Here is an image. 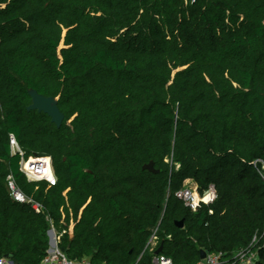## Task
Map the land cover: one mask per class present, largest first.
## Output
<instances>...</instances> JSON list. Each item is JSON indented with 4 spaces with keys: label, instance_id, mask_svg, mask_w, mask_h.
I'll return each mask as SVG.
<instances>
[{
    "label": "trees",
    "instance_id": "obj_1",
    "mask_svg": "<svg viewBox=\"0 0 264 264\" xmlns=\"http://www.w3.org/2000/svg\"><path fill=\"white\" fill-rule=\"evenodd\" d=\"M10 133L54 185L27 180ZM186 179L215 200L190 210ZM51 225L92 264L148 263L155 227L174 264H264V0H0V256L38 264Z\"/></svg>",
    "mask_w": 264,
    "mask_h": 264
},
{
    "label": "built area",
    "instance_id": "obj_2",
    "mask_svg": "<svg viewBox=\"0 0 264 264\" xmlns=\"http://www.w3.org/2000/svg\"><path fill=\"white\" fill-rule=\"evenodd\" d=\"M10 149L13 154L19 155V169L23 172L29 181H46L49 185H54L56 182V175L54 173L51 159L49 156H40L36 154L26 155L25 151L20 147L16 138L12 133L9 134ZM7 186L10 190V195L19 201H30L21 191L14 185L10 176H8ZM176 195L182 200L183 204L192 211H196L200 204H211L216 198V188L213 183H210L203 191H198L196 186L193 187L185 185L176 192ZM34 210H39V205L31 204ZM211 212V209L209 210ZM52 231V244H49L45 256L38 264H92L87 259L73 260L70 259L64 250L59 247V241L66 229L57 231L53 225L49 228ZM155 227L147 242L145 248L152 252V256L146 264H174L173 260L159 252L155 253V249L159 245ZM69 231V226H68ZM220 252H206L203 258H200L195 264H220ZM256 258L255 251L250 249L238 252V260L241 264H252ZM0 264H17L12 259L5 255L0 256Z\"/></svg>",
    "mask_w": 264,
    "mask_h": 264
},
{
    "label": "water",
    "instance_id": "obj_3",
    "mask_svg": "<svg viewBox=\"0 0 264 264\" xmlns=\"http://www.w3.org/2000/svg\"><path fill=\"white\" fill-rule=\"evenodd\" d=\"M27 93L30 97V102L25 106L26 110H36L37 112L45 113L50 121L55 124L56 127H59L64 118L63 112L60 110L57 104V97L52 95H44L39 93L34 88H29ZM36 154V153H33ZM143 169H147L151 172H157V169L153 166V161L150 160L147 163L142 165ZM182 219L175 221L177 226H182ZM47 234L49 237V244H52V231L51 229L47 230ZM162 249V241L159 243L158 247L155 249V253L161 252ZM200 258H203L206 255V251L204 249H200ZM6 257L11 259V254H5Z\"/></svg>",
    "mask_w": 264,
    "mask_h": 264
},
{
    "label": "rangeland",
    "instance_id": "obj_4",
    "mask_svg": "<svg viewBox=\"0 0 264 264\" xmlns=\"http://www.w3.org/2000/svg\"><path fill=\"white\" fill-rule=\"evenodd\" d=\"M62 44H60L59 46H61ZM69 121V120H68ZM262 169H263V167L261 168V171H262ZM184 184L185 185H187V186H190V187H193L195 184H193L192 183V181L191 180H189V179H186L185 181H184ZM71 227H72V223H70L69 224V234L71 235Z\"/></svg>",
    "mask_w": 264,
    "mask_h": 264
},
{
    "label": "crops",
    "instance_id": "obj_5",
    "mask_svg": "<svg viewBox=\"0 0 264 264\" xmlns=\"http://www.w3.org/2000/svg\"><path fill=\"white\" fill-rule=\"evenodd\" d=\"M71 230V229H70Z\"/></svg>",
    "mask_w": 264,
    "mask_h": 264
}]
</instances>
